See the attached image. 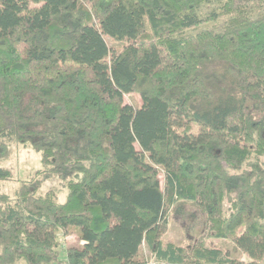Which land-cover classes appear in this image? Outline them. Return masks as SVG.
Segmentation results:
<instances>
[{"label":"trees","instance_id":"trees-1","mask_svg":"<svg viewBox=\"0 0 264 264\" xmlns=\"http://www.w3.org/2000/svg\"><path fill=\"white\" fill-rule=\"evenodd\" d=\"M12 143L41 168L0 189V264H60L72 234L67 264L264 263V0H0Z\"/></svg>","mask_w":264,"mask_h":264},{"label":"rangeland","instance_id":"rangeland-1","mask_svg":"<svg viewBox=\"0 0 264 264\" xmlns=\"http://www.w3.org/2000/svg\"><path fill=\"white\" fill-rule=\"evenodd\" d=\"M217 10V12H220L217 7L214 4H209L202 6L200 9V15L202 18H206L208 15L211 14L212 11ZM219 22L222 21V18L218 20ZM214 25L213 22H208L203 24L199 29L209 28ZM124 100L126 103L132 104V105H139L140 104V97L137 94H129L124 96ZM0 167L4 169H8L11 171L13 177L15 178V182L13 183H3L0 184L1 191H4L6 193H12L18 186L19 181H25L28 180L33 173L41 168V162H40V156L38 153L33 151L29 147H24L22 145H18L16 143H12L11 145V154L5 158L0 160ZM162 182V177H161ZM48 189H55L57 190L58 200L60 202H63L65 200V190H63L61 184L56 179L47 180L41 189V192H45ZM176 218L174 215L169 216V229L166 233L165 239L166 241H173L176 244L186 245L188 241L187 238H192V240H196L197 238L194 235V233L186 234L183 228H181V221ZM201 238L204 239L206 244L209 243L207 241L206 235L204 234ZM206 238V239H205ZM77 244V236L76 234L69 235L67 237H64L61 239V247H60V253L61 256H64V247L66 244ZM212 244L215 246H222L228 251L233 253L232 249V243L231 242H222L218 240H212ZM141 253L143 254L144 261L150 260L153 258V256H150L149 253L146 251L144 246L141 247ZM237 256V254H236ZM238 256L241 258V260L248 261L246 257H244L241 254H238ZM22 263V262H19ZM145 264V263H144ZM163 264V263H162ZM264 264V263H262Z\"/></svg>","mask_w":264,"mask_h":264},{"label":"built area","instance_id":"built-area-1","mask_svg":"<svg viewBox=\"0 0 264 264\" xmlns=\"http://www.w3.org/2000/svg\"><path fill=\"white\" fill-rule=\"evenodd\" d=\"M63 264H67V263H63ZM145 264H162V263H159L154 258H152L150 260H146Z\"/></svg>","mask_w":264,"mask_h":264},{"label":"crops","instance_id":"crops-1","mask_svg":"<svg viewBox=\"0 0 264 264\" xmlns=\"http://www.w3.org/2000/svg\"><path fill=\"white\" fill-rule=\"evenodd\" d=\"M64 257L65 256H60V259H61V263L60 264H63L64 263ZM56 264V263H55Z\"/></svg>","mask_w":264,"mask_h":264}]
</instances>
